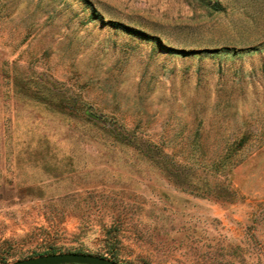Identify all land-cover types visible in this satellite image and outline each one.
I'll use <instances>...</instances> for the list:
<instances>
[{
  "label": "rangeland",
  "instance_id": "1",
  "mask_svg": "<svg viewBox=\"0 0 264 264\" xmlns=\"http://www.w3.org/2000/svg\"><path fill=\"white\" fill-rule=\"evenodd\" d=\"M62 252L264 264V0H0V264Z\"/></svg>",
  "mask_w": 264,
  "mask_h": 264
},
{
  "label": "water",
  "instance_id": "2",
  "mask_svg": "<svg viewBox=\"0 0 264 264\" xmlns=\"http://www.w3.org/2000/svg\"><path fill=\"white\" fill-rule=\"evenodd\" d=\"M6 264H120L100 255L79 252L49 253Z\"/></svg>",
  "mask_w": 264,
  "mask_h": 264
},
{
  "label": "trees",
  "instance_id": "3",
  "mask_svg": "<svg viewBox=\"0 0 264 264\" xmlns=\"http://www.w3.org/2000/svg\"><path fill=\"white\" fill-rule=\"evenodd\" d=\"M248 141L249 137L246 135L234 138L228 146L230 148V152L227 155L223 156L219 161L212 163V165H214L215 168H217L218 166H223V161L226 156H230L233 161L234 155L237 153L238 150L242 149Z\"/></svg>",
  "mask_w": 264,
  "mask_h": 264
}]
</instances>
